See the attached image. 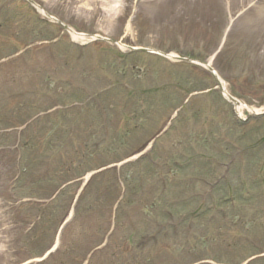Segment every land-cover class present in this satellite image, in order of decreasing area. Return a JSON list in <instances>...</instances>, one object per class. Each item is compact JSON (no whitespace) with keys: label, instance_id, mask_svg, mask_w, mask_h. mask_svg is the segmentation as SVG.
I'll use <instances>...</instances> for the list:
<instances>
[{"label":"rangeland","instance_id":"rangeland-1","mask_svg":"<svg viewBox=\"0 0 264 264\" xmlns=\"http://www.w3.org/2000/svg\"><path fill=\"white\" fill-rule=\"evenodd\" d=\"M31 1L60 24L0 0V264H264V116L111 44L261 110L264 0Z\"/></svg>","mask_w":264,"mask_h":264},{"label":"bare ground","instance_id":"bare-ground-1","mask_svg":"<svg viewBox=\"0 0 264 264\" xmlns=\"http://www.w3.org/2000/svg\"><path fill=\"white\" fill-rule=\"evenodd\" d=\"M41 14H42V12H40ZM72 37H75V38H73L75 41H77V42H88V41H90L91 39H88V38H86V37H77V36H72ZM122 50H124V49H122ZM171 59H176L177 57L175 56V55H173V54H171L170 56H169ZM241 109H242V106H240V107H238V110H239V112L241 113ZM264 110V108L262 109V110H250V114H255V113H259L260 111H263ZM243 111V110H242Z\"/></svg>","mask_w":264,"mask_h":264}]
</instances>
